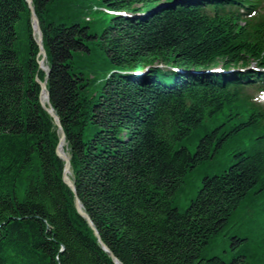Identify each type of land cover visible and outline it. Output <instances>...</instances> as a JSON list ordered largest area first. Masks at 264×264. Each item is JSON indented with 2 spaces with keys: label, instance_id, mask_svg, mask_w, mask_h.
Here are the masks:
<instances>
[{
  "label": "trees",
  "instance_id": "1",
  "mask_svg": "<svg viewBox=\"0 0 264 264\" xmlns=\"http://www.w3.org/2000/svg\"><path fill=\"white\" fill-rule=\"evenodd\" d=\"M175 1L33 0L77 196L121 264H264V109L243 85L264 74L201 73L264 67V17ZM41 58L26 0H0V264H115L63 181ZM233 227L232 260L204 258Z\"/></svg>",
  "mask_w": 264,
  "mask_h": 264
},
{
  "label": "water",
  "instance_id": "2",
  "mask_svg": "<svg viewBox=\"0 0 264 264\" xmlns=\"http://www.w3.org/2000/svg\"><path fill=\"white\" fill-rule=\"evenodd\" d=\"M26 2L28 4L30 12H31V21H32L33 31H34L33 34H34V37L36 39V42H37L38 46L40 47V54L42 56V59L39 62V64H40V68L42 69L43 68L42 65H43L44 60H47V53H46V50L44 49V46H43V43H42V41H43V32H42V29H41V26H40L39 18L37 16V14L35 12V8H34V6L32 4L33 0H26ZM159 8H160V6L158 8H156L154 11L158 10ZM49 75H50V69L48 68L47 78L44 81H42L40 78L37 77L36 81L41 87V93L42 94L45 93V95H46V97L48 99V105L45 104L43 99L41 100L42 106L53 117V119L55 120L56 125L58 126V128L61 131V140H60L59 147L57 148V154H58V156L60 158H62L64 160V163H65L64 164V172H63V181L75 193L77 210H78L79 214L83 218H85L89 222V224L92 226V228L94 229L97 237L99 238V241H100L103 249L109 253V255L111 256V258L113 259L115 264H121L119 262L118 258L112 253V251L109 250V248L101 240L98 231L96 230V228L94 227V225H93V223L91 221V218L83 210L82 204H81V202H80V200H79V198L77 196L76 185L73 182L72 178L70 177L71 168H72L70 156L67 153H65L63 151V149H62V146L64 145L65 140H66V135H65V132H64V130L62 128V125H61V122H60V119H59L58 115L55 113L54 108L52 107V105L49 102L50 92H49V90L47 88V80H48Z\"/></svg>",
  "mask_w": 264,
  "mask_h": 264
},
{
  "label": "rangeland",
  "instance_id": "3",
  "mask_svg": "<svg viewBox=\"0 0 264 264\" xmlns=\"http://www.w3.org/2000/svg\"><path fill=\"white\" fill-rule=\"evenodd\" d=\"M197 143V139H194L192 142H183V144L185 146H188L193 152L195 151ZM218 172L220 173L221 171ZM189 202V198L179 197L176 201V207L184 212L186 211ZM237 219L235 220V222H238ZM232 225L233 224H231V226ZM233 226L235 227V224ZM234 227L229 228L224 236L218 237L208 248H206L204 252V258L210 259L212 257H221L227 262H230L232 260V240L229 238V236H232Z\"/></svg>",
  "mask_w": 264,
  "mask_h": 264
},
{
  "label": "bare ground",
  "instance_id": "4",
  "mask_svg": "<svg viewBox=\"0 0 264 264\" xmlns=\"http://www.w3.org/2000/svg\"><path fill=\"white\" fill-rule=\"evenodd\" d=\"M43 70L46 71V72L48 71V65H47L46 61L43 62ZM43 101L45 103H48V99H47L45 93L43 94ZM63 146H62V148H63Z\"/></svg>",
  "mask_w": 264,
  "mask_h": 264
}]
</instances>
